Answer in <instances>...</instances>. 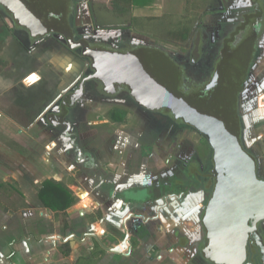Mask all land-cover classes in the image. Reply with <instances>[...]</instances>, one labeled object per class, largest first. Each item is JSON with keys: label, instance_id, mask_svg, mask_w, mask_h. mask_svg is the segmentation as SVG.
<instances>
[{"label": "flooded vegetation", "instance_id": "flooded-vegetation-1", "mask_svg": "<svg viewBox=\"0 0 264 264\" xmlns=\"http://www.w3.org/2000/svg\"><path fill=\"white\" fill-rule=\"evenodd\" d=\"M98 1L70 0L71 9L67 12L69 39L53 30L35 36L26 28L23 31L28 42L25 40L26 37H13L14 41L9 50L11 66L7 72L10 76L6 78L11 86L7 88L3 99L13 104V108L19 112L23 120L26 111L34 113L33 119L24 128L36 125L40 129H49L50 132L59 130L58 136L56 131H52L59 151L63 153L68 163L73 165L76 173L86 176L94 174V177L103 174L96 163L101 153L96 142L97 137L83 132L80 129V121L75 122L72 118H75L79 110L94 112L95 104L99 101L117 104L118 106L110 108V117L113 122L123 126L116 130L118 132L115 136L121 146L118 153L123 155L128 163L125 161L120 167V178L116 181L103 180L101 183L109 184V187L123 196L125 193L133 194L134 190L141 189L149 193L144 202L161 199L164 195L176 196L182 193V205L192 202V206L196 207L195 213H198L197 231L192 235V243L188 245L190 251L198 253L210 264H264V217L253 218L241 224L240 230L236 233L238 239L229 241L226 245L221 244L216 232L210 230L206 221L208 208L216 197L219 180V167L215 162L212 147L202 133L185 121L169 98L153 104L147 94H144V86L149 85L153 76L160 78L174 66L180 74L179 89L203 85L213 76L223 46L227 44L234 49L250 37L255 38L252 64L260 54L259 49L262 46L264 6L253 3L252 9L242 11L234 23L233 19L226 15L225 20L230 24L227 28L217 27L214 23L213 30L210 28L202 31L191 30L186 46L190 54L198 56L189 61L191 65L201 60L208 44H215L218 40L221 42L218 56L212 60L211 72L203 77L186 70L168 54L167 49L137 36H131L129 42L117 36L116 39L121 40L119 44L109 43L107 36L93 42L88 40L89 37L99 36L97 31L105 28L95 21L93 7ZM85 12L88 18L80 22L78 20L80 13ZM5 15L10 17L0 3V17L3 18ZM126 26L129 27L130 23ZM50 48L56 50V57L54 62L46 64L49 65L46 75L39 79L35 74L25 81H20L19 76H13L17 71L20 74L24 73L25 77L33 75L41 63L40 54ZM155 58L158 62L154 68L152 61ZM65 59L71 63L68 71L56 67L57 62ZM248 72L246 79L249 76ZM3 75L6 76L0 72V77ZM64 78L68 82L61 85ZM256 92L257 88L249 84L238 95L239 144L242 151L253 155L258 179L264 182L263 161L247 138L251 128L249 121L251 99ZM186 97L185 91H180L178 98L185 100ZM131 109H138L142 115L155 114L168 120V123L162 121V124H168L173 136L165 143V147L159 145L161 141L147 139L148 134L145 140H141L142 132L146 131L143 127L138 137L141 141L137 140L134 145L129 141L128 137L131 134L124 129L132 118ZM112 112H118L119 119H114L111 116ZM175 127L178 128L173 130ZM137 149L144 156L163 157L168 161L167 166L165 169L155 170L150 180L139 181L131 178L129 174L131 162L128 159H131V154ZM165 185H168L169 189L161 191ZM122 199L125 204L136 202L124 197ZM130 226L132 231L137 229L135 221ZM165 250L173 251L174 248L166 247Z\"/></svg>", "mask_w": 264, "mask_h": 264}, {"label": "crops", "instance_id": "crops-1", "mask_svg": "<svg viewBox=\"0 0 264 264\" xmlns=\"http://www.w3.org/2000/svg\"><path fill=\"white\" fill-rule=\"evenodd\" d=\"M162 2L151 0L146 5H133V16L158 18L166 6ZM202 2L208 5L199 13L192 27L201 31L213 30L214 23L217 27H229L226 15L234 23L242 11L252 9L253 3L264 6V0H200ZM261 40L260 54L248 70L247 85H254L260 98L250 109L251 128L247 138L264 164V21ZM55 57L54 48L42 52L39 57L41 63L33 75L21 81L35 74L42 78L49 68L46 64L54 62ZM59 65H66L63 66L65 71L70 67L63 60L57 62L56 67ZM67 82L64 78L61 85ZM21 124L0 109V133L13 137L27 150V153H22L0 140V264H49L52 251L58 249L70 264H210L188 249L193 241L192 235L197 231L198 213H195L196 207L192 202L182 205V193L164 195L154 201L125 204L123 194L117 193L109 184L101 183L103 180L116 181L120 178V167L125 161L128 163L118 153L121 146L116 132L108 128L117 127V123L107 118L80 120V129L97 137L101 153L96 163L103 174L95 177L94 174H83L77 183H65L75 198L66 210L67 227L61 211L43 205L35 184L49 178L62 182L65 177L76 175L74 167L59 151L54 130L50 132L36 125L24 128ZM97 125L99 129L90 127ZM31 129H37L33 135L37 140L26 136ZM159 145L166 146L164 141ZM128 160L131 162L130 177L139 181L150 180L154 171L165 169L168 162L160 156L141 155L139 149ZM11 184L17 188H12ZM133 221L137 228L135 231L130 226ZM98 240L109 248L121 246L125 241L126 247L112 252L103 248ZM66 244L70 249L68 254L64 253ZM164 247L174 250L167 251ZM91 254L92 258H88Z\"/></svg>", "mask_w": 264, "mask_h": 264}, {"label": "water", "instance_id": "water-1", "mask_svg": "<svg viewBox=\"0 0 264 264\" xmlns=\"http://www.w3.org/2000/svg\"><path fill=\"white\" fill-rule=\"evenodd\" d=\"M0 3L15 24L33 35L41 36L47 30H53L69 39L67 12L71 9L70 0H0ZM254 42L255 38L250 37L234 49L225 44L213 76L203 85L179 89L180 74L174 66L160 78L153 76L149 85L144 86V94L153 104L169 98L185 121L202 133L213 149L219 180L206 221L223 245L238 239L236 233L241 224L264 217V182L258 179L253 155L242 151L239 144L238 95L248 83L246 77ZM152 62L155 68L158 59ZM180 91L187 94L185 100L178 98ZM167 189L169 187L165 185L161 191ZM148 196L149 193L138 189L123 197L140 202ZM98 242L112 252L126 247L125 241L114 248Z\"/></svg>", "mask_w": 264, "mask_h": 264}, {"label": "rangeland", "instance_id": "rangeland-1", "mask_svg": "<svg viewBox=\"0 0 264 264\" xmlns=\"http://www.w3.org/2000/svg\"><path fill=\"white\" fill-rule=\"evenodd\" d=\"M166 6H164V11L162 16L158 18H144L142 16L135 17L133 16L132 10H128L119 14L112 10L108 6V0H99L94 4L93 10L95 12V21L100 26L105 28H100L99 36L95 38L89 37L88 40L91 42L96 40H101L102 36L108 37V42L111 44H119L121 40H117L116 37H122L123 41H131V36H137L139 39H146L150 42L160 46L161 48L167 49L168 54L172 55L174 59L182 64L186 70L192 71L194 74L200 76H207L211 72L212 62L214 58L218 56V52L220 49L221 42L218 40L215 44H208L207 48L204 49L205 55L202 56L201 60L197 62L195 65H191L189 63L190 60L197 58L198 56L194 53L190 54V50L188 46H186L190 31L197 21L199 13L208 5L205 3H200V0H163ZM163 3V2H162ZM163 3V4H164ZM168 4V5H167ZM79 13V12H78ZM87 13H80V17L78 20L80 22L87 19ZM130 23V28L127 25ZM86 26L85 24L83 25ZM0 72L3 77H0V109L4 112L5 115L11 117L18 123H22L21 125H28L29 121L26 119L23 120L13 108V104L3 99L4 94L7 88L11 85L10 81L6 80L9 78L8 73L10 68V45L14 41V36L24 38L26 36L23 31L24 27L21 25L15 24L11 17L5 15L3 18L0 17ZM86 28V27H85ZM138 29V30H136ZM4 37L6 39H4ZM26 42H28L26 37ZM8 43V44H7ZM50 45V44H48ZM213 60V61H212ZM64 64L71 65L68 59L63 60ZM47 66V65H46ZM66 66V65H63ZM59 65L60 70H64V67ZM47 68V67H46ZM4 70V71H3ZM12 71V70H11ZM46 71V70H45ZM12 73V72H11ZM15 72L13 76H19L18 79L21 81L25 78V74ZM8 76V77H7ZM260 98L259 92H256L251 99V106ZM114 106H118L115 103L103 102L99 101L95 104V111L89 112L87 115H84L85 112L79 110L75 115V118H72L73 121L79 122L83 118H87L93 121L104 120L105 118L111 120L110 117V108ZM128 108V105H126ZM98 107V108H97ZM130 111V109H128ZM80 113V114H79ZM83 113V114H81ZM132 118L129 120V123L125 126V132H127L130 136L128 137L129 141L134 145V143L139 140H145L146 134H148L147 139L149 140H158L165 141V143L169 142L170 138L173 136V131H169L168 124H162L163 122L168 123L167 119H162L160 115H142L140 111L132 110ZM162 119V120H161ZM112 121V120H111ZM163 121V122H162ZM126 122V121H125ZM118 126L108 127L109 130L118 132L119 128H121L120 124L117 123ZM23 127V126H22ZM92 128H98L99 126H90ZM135 127V128H134ZM146 129L145 133L141 131V128ZM146 127V128H145ZM117 128V129H116ZM175 129L173 130H176ZM35 130L31 129L27 132V137H34L37 140V136L35 135ZM56 131L58 136L59 130ZM35 132V133H34ZM142 132V137L139 134ZM126 133V134H127ZM0 140L5 144L8 142H15L18 146H11L12 148L21 151L22 153H27L23 147H21L13 137H9L7 135L0 133ZM60 140V137H59ZM202 142V141H201ZM61 144V142H60ZM9 145V144H8ZM10 146V145H9ZM81 176V173L78 172L74 176H68L62 179V182L65 183H77V180ZM12 188H17L16 185L11 184ZM52 251L51 259L52 261L49 264H70V260L68 258H64L59 251Z\"/></svg>", "mask_w": 264, "mask_h": 264}, {"label": "trees", "instance_id": "trees-1", "mask_svg": "<svg viewBox=\"0 0 264 264\" xmlns=\"http://www.w3.org/2000/svg\"><path fill=\"white\" fill-rule=\"evenodd\" d=\"M150 2L151 0H108V6L115 12L122 14L123 12L130 10L133 5H146ZM260 112H262V110ZM260 112L257 111V113ZM257 113H255L254 115H256ZM24 116V119L30 122L31 119H33L34 113L28 110L26 111V114H24ZM111 116L114 119H119L120 114L118 112H112ZM8 144L10 146H18L15 142H8ZM0 185L2 184L0 183ZM35 186L37 189V195L43 205L54 211H61L64 217V225L65 227H67L68 224L65 219L66 210L75 202L73 192L61 181H57L51 178L45 179L38 185L35 184ZM69 252L70 249L66 244V249L64 250V253L68 254ZM88 258H92V254ZM83 260V258L80 259L81 262Z\"/></svg>", "mask_w": 264, "mask_h": 264}]
</instances>
